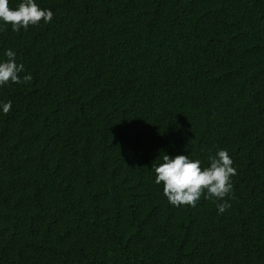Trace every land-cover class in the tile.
<instances>
[{
    "label": "trees",
    "instance_id": "obj_1",
    "mask_svg": "<svg viewBox=\"0 0 264 264\" xmlns=\"http://www.w3.org/2000/svg\"><path fill=\"white\" fill-rule=\"evenodd\" d=\"M37 3L0 22V264H264V0ZM219 149L230 207L171 205L163 155Z\"/></svg>",
    "mask_w": 264,
    "mask_h": 264
},
{
    "label": "clouds",
    "instance_id": "obj_2",
    "mask_svg": "<svg viewBox=\"0 0 264 264\" xmlns=\"http://www.w3.org/2000/svg\"><path fill=\"white\" fill-rule=\"evenodd\" d=\"M53 15L51 9L42 8L37 0H21L15 8L9 7V0H0V22L11 24L12 31L26 30L41 20L51 23ZM4 57L0 59V86L9 82L21 84L31 79L30 74L20 75L24 72V65L17 63L14 50L6 49ZM11 107V101L0 102V112L7 113ZM201 164L200 159H193L189 154H164L154 168V182L163 184V193L173 206L195 207L203 195L205 199H215L217 212L222 214L230 207L224 198L233 188L231 177L236 174L233 160L226 149H219L215 155H209L207 167Z\"/></svg>",
    "mask_w": 264,
    "mask_h": 264
}]
</instances>
